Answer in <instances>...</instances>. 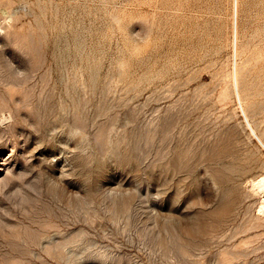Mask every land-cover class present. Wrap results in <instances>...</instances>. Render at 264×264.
<instances>
[{"label": "rangeland", "instance_id": "obj_1", "mask_svg": "<svg viewBox=\"0 0 264 264\" xmlns=\"http://www.w3.org/2000/svg\"><path fill=\"white\" fill-rule=\"evenodd\" d=\"M263 176L264 0H0V264H264Z\"/></svg>", "mask_w": 264, "mask_h": 264}, {"label": "bare ground", "instance_id": "obj_2", "mask_svg": "<svg viewBox=\"0 0 264 264\" xmlns=\"http://www.w3.org/2000/svg\"><path fill=\"white\" fill-rule=\"evenodd\" d=\"M235 13H236V16H237V14H238V9H237V7H236V10H235ZM235 37V36H234ZM236 41H237V32H236V37H235V43H236ZM235 47H236V44H235ZM234 74H236V68H235V73ZM238 75V74H237ZM236 79V78H235ZM236 86H237V80H236ZM253 132H254V129H253ZM262 141V140H261ZM254 186H257L258 188H264V176L263 177H261L259 180H258V182H256L255 184H254ZM263 204V206H261L262 208L261 209H263L264 208V203H262ZM261 212V211H260ZM264 213V210H263V212H262V214Z\"/></svg>", "mask_w": 264, "mask_h": 264}]
</instances>
